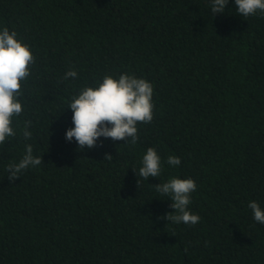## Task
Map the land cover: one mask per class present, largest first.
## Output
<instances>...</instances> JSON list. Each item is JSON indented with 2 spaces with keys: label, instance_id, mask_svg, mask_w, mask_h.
<instances>
[{
  "label": "trees",
  "instance_id": "obj_1",
  "mask_svg": "<svg viewBox=\"0 0 264 264\" xmlns=\"http://www.w3.org/2000/svg\"><path fill=\"white\" fill-rule=\"evenodd\" d=\"M0 25L35 56L17 136L0 144V264H264V224L247 208L264 207V14L232 0L215 16L208 0H0ZM122 72L154 90L136 144L67 143L71 96ZM29 120L42 163L10 181ZM148 147L181 164L136 177ZM171 176L196 182L199 223L164 218L171 201L152 186Z\"/></svg>",
  "mask_w": 264,
  "mask_h": 264
},
{
  "label": "clouds",
  "instance_id": "obj_2",
  "mask_svg": "<svg viewBox=\"0 0 264 264\" xmlns=\"http://www.w3.org/2000/svg\"><path fill=\"white\" fill-rule=\"evenodd\" d=\"M213 16L223 14L229 0H208ZM236 12L243 17L264 14V0H232ZM35 56L29 44L18 37L14 30L0 25V144L17 136L14 122L21 115L22 83L31 73ZM78 72L74 69L64 73L65 81L76 79ZM153 85L143 77L133 73L105 74L98 82L85 85L72 95L67 106L71 112L72 126L64 132L67 143H75L77 149H93L103 146V139L125 141L124 144L135 145L138 140V122L149 123L153 119ZM31 121H24L20 135L25 141L23 155L18 161L5 166L10 181L19 178L25 170L35 168L42 163L41 156L34 153ZM99 142V143H98ZM105 153L104 161L112 160ZM175 168L181 164V158L168 155L162 160L158 151L148 147L143 153L138 169H132L136 177L148 181L149 178L161 176L163 165ZM138 182V180H137ZM161 196L171 201V213L165 219L174 224L195 225L200 216L191 212V196L197 190L196 182L191 178L168 177L163 182L152 186ZM247 208L251 210L252 219L264 224V207L256 200H250Z\"/></svg>",
  "mask_w": 264,
  "mask_h": 264
}]
</instances>
